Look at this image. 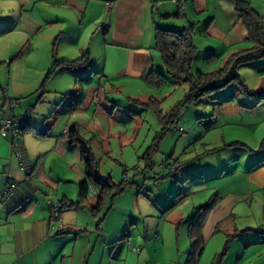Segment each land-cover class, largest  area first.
Listing matches in <instances>:
<instances>
[{
  "label": "crops",
  "instance_id": "0c3cea01",
  "mask_svg": "<svg viewBox=\"0 0 264 264\" xmlns=\"http://www.w3.org/2000/svg\"><path fill=\"white\" fill-rule=\"evenodd\" d=\"M21 1L32 2L34 6L39 2L44 6H50V3L55 1L73 12L63 17L53 15L52 11V14L48 13L44 17L34 11V8L27 11L23 9L25 6H19L7 17L0 16V35L16 30L20 33L25 31L27 34H36L45 30L46 26L52 25H54L52 28L59 33L54 37L52 50L49 54H45L44 64L39 67L31 64V57L35 55L36 47L32 48L30 43H24L20 50L17 49L20 52L13 56V62H17L18 65L12 70V78L6 81L12 98L30 96L32 94L29 93L33 92V94L40 93L38 99H41L42 94L47 91L46 93L54 92L56 100L51 103V116H40V119H35L34 123L28 124V129L24 132L29 133L31 130L39 131L45 128L46 132L41 134L47 137L45 139L27 137L25 140L20 138L25 172L19 170V162L17 163L12 151L8 148V139L5 138V141L0 139V193L6 176H9L15 184L10 201L0 207V264H120L123 251L129 250L131 246L139 247L142 243L134 236L132 227L135 226V218H139L145 212L143 198L138 192L133 193L132 190L116 196L111 200V208L102 221L99 220L100 225H98L95 218H91L88 222L84 216L85 209L95 206L97 198L95 189V192L88 194L84 204H76L61 210L58 219L50 223L51 208L48 201L58 204L67 201L69 204V202H75L74 199L78 200V186L75 183L74 190L77 194L73 195L74 198H68L69 184H71L69 175L72 172L78 173L79 184L84 180L85 173L80 159L78 164L75 163L76 145L66 137L60 138L70 126L76 125L78 129V124L69 118L61 135L54 137V134H51L53 127L50 130L47 126L50 122L46 120L53 114L63 116L80 111L82 105L83 111H89L94 104L96 107L94 112L97 113V105H100L98 101L102 100L100 88L104 85L107 87L106 83L119 81L120 78L128 81V77L142 79V75L147 70L151 67L155 68V63L160 60L158 52L153 48L155 28L174 27L170 20H165L164 17L173 15L177 5L171 0ZM107 2H112L109 10L106 7ZM181 3H184L185 14L182 23L195 24V32L199 30L206 39L213 40L217 44L214 47H206L204 57L207 66L218 58L223 60L221 56L222 54L224 56L227 47L247 39L246 29L235 10V0H181ZM187 8L192 10L191 14L197 17L196 20H191ZM204 17L206 18L202 22L200 19ZM185 25L174 28L188 26ZM100 26L104 28L98 31ZM84 52L89 53L90 59V69L86 75L75 76L60 67L52 71L54 59L74 61ZM197 53L198 49L195 58ZM209 56L214 58L207 63ZM96 81L98 84L93 86ZM62 82L65 88L70 89L62 91L63 88H56L55 84ZM0 89L5 94L6 90L1 83ZM232 101L233 99L230 98L224 104H230L232 110L238 111V108L232 106ZM63 107H65L64 112ZM104 108L106 109L105 106ZM109 113L112 115L115 111L109 110ZM103 116L105 119V115L100 113L99 117L103 118ZM95 117L94 114L90 119L93 124ZM241 145H244L243 149L249 152L245 165L243 159L239 160L238 155L231 153V162L228 161L216 168H208L205 173L200 172L203 173L200 177L210 180L218 176L222 178L224 171L237 177L242 170L244 171L242 178L248 184L246 192H227L216 202L203 223L201 230L203 244L206 241L205 237L212 239L216 233L221 232V228H224L228 235L232 224L225 226L223 224L231 220L233 223L238 222L240 217L238 214L235 215V211L242 202L251 198V193H262L264 190V149L255 151L246 144ZM53 163H57L59 169L53 168L51 165ZM175 178H180V171L176 173ZM190 179H193V176L186 174L180 181L186 182ZM186 191L191 194L189 189ZM249 193L251 196L248 195ZM154 208L157 209L156 206ZM193 216L180 220L187 222V232ZM248 229L240 231L236 241L231 245V249L234 248L233 254L237 255L235 264H241L248 253L251 260L249 259L245 264H250L251 261L253 264H261L255 259L264 255V247H259L264 245V236L255 230ZM136 230L139 231L137 228ZM89 231L93 233L89 234L85 247L84 239L80 241V238L84 237L80 235ZM248 231L251 232L248 233ZM260 232L263 231L260 230ZM95 233L97 240L92 244ZM246 233L254 234L248 238ZM160 244L159 241L156 245L157 251L160 246L163 247ZM144 259L147 260L146 264L150 261L146 257ZM127 260L128 258H125L122 264H127Z\"/></svg>",
  "mask_w": 264,
  "mask_h": 264
},
{
  "label": "rangeland",
  "instance_id": "374dc122",
  "mask_svg": "<svg viewBox=\"0 0 264 264\" xmlns=\"http://www.w3.org/2000/svg\"><path fill=\"white\" fill-rule=\"evenodd\" d=\"M241 1L249 2L251 8L264 18V0ZM19 6H25L23 9L27 11L34 8V11L44 17L48 13L52 14V11L53 15L63 17L73 12L63 5H58L55 1H52L50 6H44L41 2L34 6L32 2L28 1L0 0V16L6 15L7 17ZM191 12L192 10L187 8L191 20H196L197 17H194ZM205 18L200 20L203 22ZM182 20H171L170 22L174 27L183 26L186 22L182 23ZM187 25L188 23L185 26ZM52 27L54 25L46 26L45 30L36 34H27L25 31L20 33L16 30L0 35V83L6 90L4 94L0 89V120L7 114V99L16 101L15 109L12 111L14 116L32 115L29 125L34 123L35 119H40L42 115L51 116V103L56 100L54 92L46 93V91L42 94L41 99H38L40 93L33 94V92L29 93L32 94L30 96L12 98L9 95L6 81L12 78V70L18 65L17 62H13V56L20 52L18 50L24 43H30L32 48L36 47L35 55L31 57V64L38 67L44 64L45 54H49V51L52 50L54 37L59 35L58 31ZM178 30L180 31V29L176 31ZM93 32L94 30L91 31L89 37ZM192 38L198 49L192 65L193 74L196 71L216 70L223 66L226 58L231 54L252 47V42L248 40L227 47L224 56L223 54L221 56L223 60L218 58L207 66L204 57L206 47H214L217 44L213 40L206 39L199 30L195 32V29ZM81 41H84L83 37ZM28 53L31 54L29 51ZM155 70L166 78L164 85L157 87L149 85L143 79L128 77V81H124L125 79L120 78L119 81L108 82L106 83L107 87L104 85L100 88L102 100L98 101L100 105H97V113L94 112L96 108L94 104L89 111H83L84 106L82 105L80 111L63 116L53 114L46 120L50 122L47 125L50 130L53 127L51 134L57 137L63 132L67 120L72 118V122L78 124V135L88 141L98 161L99 176L102 178L110 176L113 183L117 185L123 179L128 183L132 181L137 183L138 186L132 185L128 188V192L131 190L133 193L140 191L139 196L145 202V212L139 218H135V228L132 227L134 236L142 243L139 247L135 245L129 247V250L123 251L120 264L125 258H128L127 264H146L147 260L144 257L150 259L147 264H190L188 262L190 240L187 222L180 220L191 218L200 211V206H204L210 201L217 202L227 192H246L248 189V184L242 178L244 176L242 170L237 177L224 171L222 178L218 176L210 180L203 179L200 177L201 174L205 173L208 168H216L218 165L231 162L232 154L238 155L239 160L243 159L245 165L249 158V152L239 144H246L255 151L264 149V101L261 100V97L264 98V57L248 62L237 70L245 88L254 95L238 91L237 84L231 83L223 89L212 92L198 103L187 104L175 122L168 125V131L163 135L162 130L165 125L160 120L163 119L162 117H164V121L168 120L171 111L184 102L188 85L176 83L169 78L160 60L155 63ZM33 75L34 73L31 78ZM96 79L98 81V78ZM97 81L93 83V86L98 84ZM63 84L62 82L55 85H57L56 88H63L62 91L70 89L65 88ZM10 85L12 88V81ZM230 98L233 99L232 106L239 110H232L230 104H224L219 109L218 103L230 100ZM108 109L115 113L110 115ZM64 110L65 107H63V112ZM100 113L106 118L99 117ZM94 114L96 117L93 124L90 119ZM39 132L45 133V128ZM27 137L45 139L47 136H37L27 132L19 136V139L25 140ZM60 138L62 139L63 136ZM0 139L4 140L5 138L0 136ZM7 145L10 148L9 139ZM148 149L155 150L151 152L150 159L146 160L144 154ZM75 151V163L78 164V147ZM12 155L18 163L16 155L14 153ZM51 165L53 168L59 169L57 163ZM174 165L179 168L174 169ZM18 167L21 172H25V169L21 170L19 165ZM178 171H180L179 179L175 178ZM186 174L193 176V179L186 182L180 181ZM69 176L71 184H69L68 198H74L73 195L77 194V191L74 190V183L78 186L79 174L72 172ZM188 189L191 194L187 193ZM94 190L95 188L90 186L89 193L95 192ZM251 195L252 197L246 202H242L235 211V215L238 214L240 217L238 222L233 223L231 220L227 221L228 224L227 222L223 224V226L232 224L228 235L225 229L221 228V232L216 233L212 239L209 240V237H205L203 251L195 264H213L216 257L222 253L226 241H228L227 252L220 264H235L237 255L233 254L234 248L231 249V245L236 241V236L240 231H247L249 228L248 230H255L258 233L260 230L264 232V190L262 193L253 192ZM74 200L77 201V199ZM110 208L111 197H108L107 203L104 204L102 219ZM84 216L88 222L91 218H95L99 223L100 216L94 217L87 209L84 211ZM250 232L248 231V233ZM92 233L93 231H89L80 235V237H84L80 238V241L84 239L85 247L88 236ZM248 233L245 234L248 238L254 234ZM96 235L95 233L92 244L97 240ZM159 241L163 247L160 246L157 251L156 245ZM259 247H264V245ZM141 253L143 254L141 255ZM250 258L248 253L241 264H245ZM255 260L264 264V255ZM250 264H253L252 261Z\"/></svg>",
  "mask_w": 264,
  "mask_h": 264
},
{
  "label": "trees",
  "instance_id": "16d2710c",
  "mask_svg": "<svg viewBox=\"0 0 264 264\" xmlns=\"http://www.w3.org/2000/svg\"><path fill=\"white\" fill-rule=\"evenodd\" d=\"M176 5V12L173 15L165 16V20L184 19V3L179 1ZM235 10L246 29V40L252 42V47L231 54L226 58L223 66L210 72L197 71L194 74L192 73V63L197 51L192 38L195 24H189L184 28H177L180 29V31H176L177 29H174V27L170 29L155 28L153 48L159 54L161 65L165 69L166 75L176 83H185L188 85V91L184 102L171 111L168 115V120L164 121V117L160 120L165 125L162 130V135L168 131V125L175 122L178 115L187 104L198 103L202 99L208 97L212 92L223 89L231 83L237 84L238 91L254 95V93L252 94V92L245 88L243 81L239 78L237 70L240 66L248 62L264 57V18L259 16L247 1L235 0ZM213 58V56H209L207 58V63ZM59 67L75 76L86 75L90 69L89 53L84 52L74 61H57L54 59L52 71ZM142 79L149 85L157 87L166 83V78L153 67L142 75ZM261 100L264 101V98L261 97ZM225 102L218 103L219 107ZM28 124L29 122L21 129V134L27 131ZM31 133L37 136H45L36 130H31ZM63 137L70 139L72 143L78 147L79 159L84 167L85 178L78 184V200L76 202H69V204L67 201H62L59 203V206L61 210H64L76 204H84L87 200L90 186H92L97 190V198L95 206L89 207L88 210L94 217L100 216L99 219L101 222L102 216L104 215L102 212L107 198L111 197L112 200L116 196L122 195L132 185L136 187L138 185L135 181L128 183L125 179L117 185L113 183L110 176L106 178L100 177L98 173V161L88 141L83 140V138L78 135L76 125L70 126L69 129L64 132ZM241 146L244 147V145ZM20 149L22 153L21 145ZM154 150L148 149L144 154V158L146 160L150 159V154ZM175 168L178 169L179 167L174 165V169ZM138 194H140V191H138ZM215 204L216 202L210 201L208 204L201 206L200 211L194 214L189 223L188 237L191 246L188 253V262L190 264H195L203 251L204 244L201 230L207 214L214 208ZM100 222L98 225H100ZM260 234L264 236V232H260ZM227 244L228 241H226L222 253L216 257L213 264H220L222 262L227 252Z\"/></svg>",
  "mask_w": 264,
  "mask_h": 264
},
{
  "label": "built area",
  "instance_id": "2783aa9c",
  "mask_svg": "<svg viewBox=\"0 0 264 264\" xmlns=\"http://www.w3.org/2000/svg\"><path fill=\"white\" fill-rule=\"evenodd\" d=\"M171 1L174 4H177L181 0H171ZM111 6H112V2L106 3V7L108 8V10L111 8ZM103 28L104 26H100L98 31L102 30ZM7 105H8L7 114H5L3 119L0 120V136L2 138L9 139L11 151L16 155L20 169L23 170L24 165L22 163V153L20 149L19 136L21 134V129L29 122L31 115L23 114L20 116H14L12 111L15 109L16 101H10L7 99ZM14 186H15L14 181H12V179L9 176H6L3 189L0 193V207L5 206L10 201L13 195ZM48 205L51 208L49 221L50 223H54L58 219L61 213V208L58 203L52 201H48Z\"/></svg>",
  "mask_w": 264,
  "mask_h": 264
}]
</instances>
